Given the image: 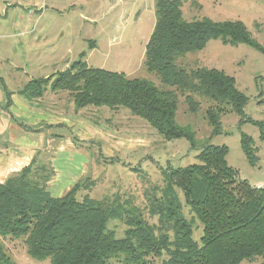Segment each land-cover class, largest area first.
I'll return each instance as SVG.
<instances>
[{
	"label": "trees",
	"instance_id": "16d2710c",
	"mask_svg": "<svg viewBox=\"0 0 264 264\" xmlns=\"http://www.w3.org/2000/svg\"><path fill=\"white\" fill-rule=\"evenodd\" d=\"M184 1L155 0V21L145 44L147 70L163 84L176 87L175 92L80 60L53 79H30L19 91L28 99L37 98L52 79L50 89L68 91L77 108H126L165 140L185 138L199 150L196 163L162 170L165 187L160 197L152 195L148 205L156 223L147 222L137 207L125 203L108 204L87 195L78 199V183L63 195L52 196L47 184L54 171L35 155L0 182V264H15L4 245L8 237L21 239L30 257L49 258L50 264H109L112 259L123 264H242L256 258L257 264H264V185H251L239 177L227 164L225 145L211 144L209 137L200 140L190 127L175 120L179 95L193 113L200 101H206L210 135L220 131L226 113L238 115L239 122L250 120L244 112L247 97L236 88L233 77L215 68L185 67L176 59L202 49L210 39L261 47L239 20H185ZM9 95L6 91L8 102ZM257 124L264 138V122ZM241 145L253 161L250 136L242 134ZM176 188L191 219L182 212ZM114 219L126 226L120 237L108 228ZM194 220L202 227L198 240L193 238Z\"/></svg>",
	"mask_w": 264,
	"mask_h": 264
},
{
	"label": "rangeland",
	"instance_id": "374dc122",
	"mask_svg": "<svg viewBox=\"0 0 264 264\" xmlns=\"http://www.w3.org/2000/svg\"><path fill=\"white\" fill-rule=\"evenodd\" d=\"M154 3L155 0H0V83L4 91L9 92L10 100L12 93L23 98L19 91L30 79H53L80 60L89 67L122 71L129 77L145 78L160 90L175 92L176 87L163 84L144 62L145 44L155 21ZM181 11L185 20H239L261 47L210 39L202 49L176 59L185 67L215 68L233 77L236 88L247 97L244 112L250 120L239 122L238 115L226 113L221 117L220 131L210 135L212 128L204 116L206 101H200L193 113L181 95L177 97L175 120L190 127L196 138L209 137L211 144L225 145L227 164L237 170L239 177L251 185H264V138L257 124L264 122V0H185ZM51 80L41 96L24 98L44 111L54 112L57 116L51 118L53 122L62 123L66 116L74 143L88 153L84 174L68 190L78 183V199L87 195L108 204L125 203L126 207H137L147 222L156 223L157 217L149 214L148 205L152 195L160 197L165 187L162 170L196 163L199 150L191 148L185 138L165 140L126 108H77L68 91L50 89ZM242 134L253 141V161L243 150ZM37 156L53 169L50 155L41 151ZM53 177L54 174L48 189ZM176 191L184 216L191 219L181 191ZM193 226V238L198 240L202 227L197 220ZM108 228L120 237L126 226L114 219L108 222ZM3 241L15 264H50L49 258L30 257L21 239L8 237ZM258 262L256 258L242 264ZM109 264L123 263L112 259Z\"/></svg>",
	"mask_w": 264,
	"mask_h": 264
},
{
	"label": "crops",
	"instance_id": "0c3cea01",
	"mask_svg": "<svg viewBox=\"0 0 264 264\" xmlns=\"http://www.w3.org/2000/svg\"><path fill=\"white\" fill-rule=\"evenodd\" d=\"M56 116L19 94L12 93L7 103L6 92L0 83V182L28 165L41 151L50 155L54 169L48 189L51 195L60 196L84 174L88 153L74 143L72 126L65 123L68 118L64 116L62 123L51 121ZM54 191L58 193L54 194Z\"/></svg>",
	"mask_w": 264,
	"mask_h": 264
}]
</instances>
